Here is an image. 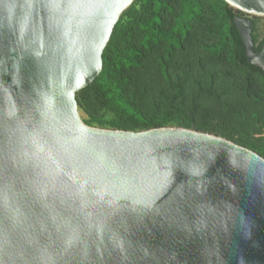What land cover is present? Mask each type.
Returning <instances> with one entry per match:
<instances>
[{"label":"water","instance_id":"1","mask_svg":"<svg viewBox=\"0 0 264 264\" xmlns=\"http://www.w3.org/2000/svg\"><path fill=\"white\" fill-rule=\"evenodd\" d=\"M135 0H0V264H264V158L86 125L76 93ZM264 16V0H225ZM249 63L253 20L235 17Z\"/></svg>","mask_w":264,"mask_h":264},{"label":"trees","instance_id":"2","mask_svg":"<svg viewBox=\"0 0 264 264\" xmlns=\"http://www.w3.org/2000/svg\"><path fill=\"white\" fill-rule=\"evenodd\" d=\"M225 0H135L96 79L76 93L83 122L141 132L209 133L264 158V70L249 63ZM255 51L264 43L253 20Z\"/></svg>","mask_w":264,"mask_h":264},{"label":"rangeland","instance_id":"3","mask_svg":"<svg viewBox=\"0 0 264 264\" xmlns=\"http://www.w3.org/2000/svg\"><path fill=\"white\" fill-rule=\"evenodd\" d=\"M245 14V18H249L252 20H257L258 22V27H259V33L261 38L264 37V16H258V15H253V14Z\"/></svg>","mask_w":264,"mask_h":264},{"label":"flooded vegetation","instance_id":"4","mask_svg":"<svg viewBox=\"0 0 264 264\" xmlns=\"http://www.w3.org/2000/svg\"><path fill=\"white\" fill-rule=\"evenodd\" d=\"M264 38V37H263ZM263 38H261V39H263ZM264 44V43H263Z\"/></svg>","mask_w":264,"mask_h":264}]
</instances>
